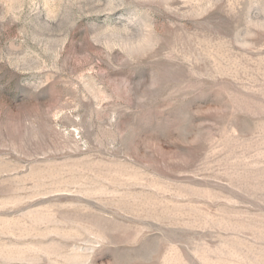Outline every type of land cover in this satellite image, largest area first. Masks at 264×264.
Wrapping results in <instances>:
<instances>
[{"label":"rangeland","instance_id":"obj_1","mask_svg":"<svg viewBox=\"0 0 264 264\" xmlns=\"http://www.w3.org/2000/svg\"><path fill=\"white\" fill-rule=\"evenodd\" d=\"M0 264H264V0H0Z\"/></svg>","mask_w":264,"mask_h":264}]
</instances>
